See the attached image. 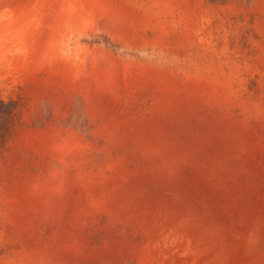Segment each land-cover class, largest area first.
<instances>
[{"label": "rangeland", "instance_id": "rangeland-1", "mask_svg": "<svg viewBox=\"0 0 264 264\" xmlns=\"http://www.w3.org/2000/svg\"><path fill=\"white\" fill-rule=\"evenodd\" d=\"M0 264H264V0H0Z\"/></svg>", "mask_w": 264, "mask_h": 264}]
</instances>
